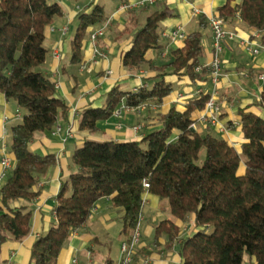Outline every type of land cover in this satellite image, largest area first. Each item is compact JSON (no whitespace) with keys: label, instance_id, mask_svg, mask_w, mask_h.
Here are the masks:
<instances>
[{"label":"trees","instance_id":"obj_1","mask_svg":"<svg viewBox=\"0 0 264 264\" xmlns=\"http://www.w3.org/2000/svg\"><path fill=\"white\" fill-rule=\"evenodd\" d=\"M63 13L58 0H0V94L26 111L10 130L15 165L0 189V253L8 242L20 243L30 235L29 205L40 196L36 188L41 178L56 165L55 156L30 151L35 135L52 132L60 118L69 121V108L58 97L56 82L42 71L48 59L46 30ZM218 13L226 23L239 18L250 30L264 33V0H227ZM171 16L156 11L137 23L132 47L122 57L127 70L156 73L146 80L150 85L138 92L113 88L103 108L83 111L81 131L97 133L99 124L111 119L123 103L134 108L162 105L174 92L168 76H187L194 84L208 80L209 69L196 72L203 53L201 32L188 34L183 48L173 51L166 64L158 67L147 60L149 51L162 48L161 24ZM108 17L106 6L100 4L78 14L73 64L81 65L91 29L104 25ZM199 21L202 29L208 27L206 17L201 15ZM209 99L199 96L184 112L172 108L161 116L162 127L141 141L87 140L77 149L72 162L78 171L61 182L56 222L34 243L32 263L57 264L74 231L89 221L105 198L124 210V234L130 238L148 192L168 203L174 219L195 218L196 232L180 247L183 264H243L246 256L264 264V119L251 109L239 111L246 141L240 153L222 138L190 129L194 114L204 111ZM255 107L264 110V88ZM179 235L175 222L166 220L157 226L155 244L166 236L173 245Z\"/></svg>","mask_w":264,"mask_h":264},{"label":"crops","instance_id":"obj_2","mask_svg":"<svg viewBox=\"0 0 264 264\" xmlns=\"http://www.w3.org/2000/svg\"><path fill=\"white\" fill-rule=\"evenodd\" d=\"M100 1L58 0L64 13L56 19L53 26L46 30L45 45L48 49V59L42 71L56 82L57 95L69 108V121L66 122L60 118L57 124L63 127V131L59 135H53V132L49 131L38 133L29 147L30 151L37 155L55 156L56 165L50 169L46 177L41 178L36 188L40 190V196L29 205L32 211L30 235L20 243L8 242L0 253V264H33L32 247L36 240L47 234L55 224L56 198L60 192L61 182L78 171L72 162V157L87 140L141 141L148 133L162 127L161 116L174 107L184 112L190 101L199 98L196 93L199 90L197 83L194 84L187 76H168L166 82L173 86L174 92L162 105H152L155 108L150 107L141 113L124 112L120 119L112 117L101 122L99 131L95 134L81 131L80 121L83 111L103 108L113 88L119 87L124 92L133 91L135 87L142 84L149 86L146 80L156 75L146 68L135 71L127 70L123 66L122 57L132 47V35L136 31L134 27L137 23H143L156 11L167 12L172 16L162 22L160 33L180 26L187 35L201 32L203 53L200 65L206 66L213 59V33L210 25L203 29L200 27V16L195 11L200 10L208 20L209 16L218 14V9L227 0H164L157 3L160 4V9H152V6H149L126 13L117 12L121 4H111L108 7L110 11L108 20L104 25L98 26L106 27L105 35L99 39L98 46L107 54V58L99 59L96 63L92 62L93 46L90 42V34L97 27L92 28L88 39L84 42L82 63L85 69L81 70L80 65L71 62V47L76 33L77 17L79 13L91 12L93 6ZM137 1L139 0H127L126 3ZM105 6L107 10V5ZM147 11L148 16H145L144 13ZM52 27L56 29L53 32L50 30ZM63 27L70 28L66 35L60 32ZM226 28L228 31L235 32L238 37L236 40L224 43V51L221 55L223 75L217 97L221 108L220 123L213 127L209 123L198 122L196 131L201 135L212 134L222 138L241 153L242 145L246 141L241 126H235L239 111L251 109L264 119V110L258 111L255 107L264 88V82L259 79L260 75H264V33L250 30L239 18L227 22ZM243 42L251 43L259 49V53H249ZM183 46L182 41L162 37V48L149 51L147 60L158 67L162 66L168 62L173 51ZM55 52L61 55L60 59L54 57ZM107 71H111L112 75L108 77ZM178 95L186 99L181 100ZM18 108L16 102L0 94V138L6 140L11 128L19 124L25 116ZM203 113L204 111H197L193 120L199 119ZM17 115H21L20 120L16 118ZM231 124L233 126L229 127ZM118 125H121V128H118ZM138 125L143 127L139 132L135 131ZM69 128L72 132L71 137H68L66 132ZM221 128L226 131H221ZM8 153L15 164L9 145ZM1 156L0 148V159ZM244 171L243 167L240 174H244ZM3 184H0V189ZM20 204L15 203L14 206ZM141 215L143 217L141 243L131 264H143L146 259L150 264H183L180 247L184 240L196 232L195 218L192 216L184 222L174 219L168 203L148 192L143 196ZM124 217V210L114 207L110 199L100 200L89 221L74 231L68 245L62 250L57 264H106L108 261L121 264L123 260L121 246L129 239V236L124 234ZM166 220H173L180 228L179 238L173 245H168V238L162 236L155 244L157 226ZM243 264L257 263L254 258L246 256Z\"/></svg>","mask_w":264,"mask_h":264},{"label":"built area","instance_id":"obj_3","mask_svg":"<svg viewBox=\"0 0 264 264\" xmlns=\"http://www.w3.org/2000/svg\"><path fill=\"white\" fill-rule=\"evenodd\" d=\"M164 0H139L135 3H122L119 8L117 9L118 13H126L132 10L147 8L149 6H153L157 3H160ZM190 1V0H188ZM195 13L199 16L203 15V13L200 10H196ZM207 16V15H206ZM209 25L213 33V59L212 61L206 65V66H198L196 68L197 73H202L204 69H209V75L207 81L199 80L196 83L198 84L199 90L196 92L198 96H201L203 94L209 95L210 99L206 106V109L204 110L203 115L199 119L193 120L190 129L196 131L197 130V124L198 122H205L211 124V126L215 127L219 125L220 123V113L221 108L220 105L217 102V97L219 95V83L223 75V61L221 58V55L224 51V43L226 41H232L236 40L238 37L235 32L228 31L226 28V22L224 19H222L218 14H214L213 16L208 17ZM52 32L56 29L52 27L50 29ZM70 28L69 27H63L61 28L60 32L62 35H66L69 33ZM106 27H97L94 31L90 34V42L93 46V63H96L99 59H106L107 54L102 51L98 46V41L101 37L105 35ZM161 36L164 38H168L170 40H179L184 42V40L187 37V34L185 33L183 27H177L176 29H173L171 31H162ZM246 50L249 53L252 54H258L259 49L255 48L251 43L249 42H243L242 43ZM54 57L56 59H60L61 55L58 52L54 53ZM80 69L84 70L85 65L81 63ZM112 75L111 71H107V76L109 77ZM260 81L264 82V75L259 76ZM148 87L146 84H142L138 87L134 88V92H138L140 88ZM209 88V89H206ZM178 98L181 100H185L182 95H178ZM150 107L155 108V106L152 105H143L137 108L134 107H128L124 103L121 105L119 109H117L113 115V118L120 119L124 112L126 113H141ZM17 119H21V115L16 116ZM235 126L240 127L241 124L239 122L235 123ZM118 128H121V125H118ZM143 129L141 125H138L135 127V131L139 132ZM63 131V127L60 124H57L55 128L53 129V135H59ZM221 131L225 132L226 129L221 128ZM67 135L68 137L72 136L71 128L67 129ZM0 148L2 150V156L0 159V184L5 183L7 180L9 174L14 169V161L10 157L8 153V144L6 143L5 138H0ZM41 185V184H40ZM144 187L149 188V184L145 181ZM95 208L93 209V211ZM143 221V217L140 214L138 222L136 227L134 228L131 237L125 241L121 246V252L123 254V260L121 264H131L134 260V257L136 256L137 249L141 243L142 233H141V223ZM143 264H150L149 261L146 259Z\"/></svg>","mask_w":264,"mask_h":264},{"label":"rangeland","instance_id":"obj_4","mask_svg":"<svg viewBox=\"0 0 264 264\" xmlns=\"http://www.w3.org/2000/svg\"><path fill=\"white\" fill-rule=\"evenodd\" d=\"M98 4H100V5H107V13H108V15L110 14V11H109V5H111V4H115V5H117V3L116 2H114L113 0H101L100 2H98ZM152 9H160V4H157V5H155V6H152L151 7ZM142 9H144V8H142ZM141 10V9H140ZM145 14V16H148V11L146 12V13H144ZM143 20L141 19V22H142ZM145 22V21H144ZM143 22V23H144ZM127 89V88H126ZM19 109V111L22 113V114H26V111L24 110V109H21V108H18ZM6 141H7V143H8V145L10 146L11 145V136L9 135L8 136V138L6 139ZM204 155H205V152L203 151L202 152V157H204ZM248 257V256H247Z\"/></svg>","mask_w":264,"mask_h":264}]
</instances>
